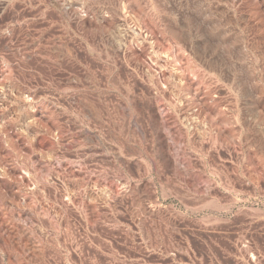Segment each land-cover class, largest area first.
Segmentation results:
<instances>
[{"label": "rangeland", "instance_id": "rangeland-1", "mask_svg": "<svg viewBox=\"0 0 264 264\" xmlns=\"http://www.w3.org/2000/svg\"><path fill=\"white\" fill-rule=\"evenodd\" d=\"M0 264H264V0H0Z\"/></svg>", "mask_w": 264, "mask_h": 264}]
</instances>
